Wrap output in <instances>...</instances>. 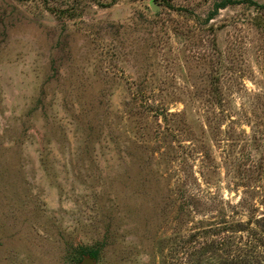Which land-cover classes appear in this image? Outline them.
Here are the masks:
<instances>
[{
    "label": "rangeland",
    "instance_id": "1",
    "mask_svg": "<svg viewBox=\"0 0 264 264\" xmlns=\"http://www.w3.org/2000/svg\"><path fill=\"white\" fill-rule=\"evenodd\" d=\"M249 240L264 264V0H0V264Z\"/></svg>",
    "mask_w": 264,
    "mask_h": 264
},
{
    "label": "trees",
    "instance_id": "2",
    "mask_svg": "<svg viewBox=\"0 0 264 264\" xmlns=\"http://www.w3.org/2000/svg\"><path fill=\"white\" fill-rule=\"evenodd\" d=\"M246 250L244 249H237L236 254L228 256L226 259V263L227 264H247L249 260H246L244 258H246V255L244 254V252H248L250 254H248V256L252 255V242L249 240L246 243Z\"/></svg>",
    "mask_w": 264,
    "mask_h": 264
},
{
    "label": "water",
    "instance_id": "3",
    "mask_svg": "<svg viewBox=\"0 0 264 264\" xmlns=\"http://www.w3.org/2000/svg\"><path fill=\"white\" fill-rule=\"evenodd\" d=\"M82 264H90L89 262H83Z\"/></svg>",
    "mask_w": 264,
    "mask_h": 264
}]
</instances>
